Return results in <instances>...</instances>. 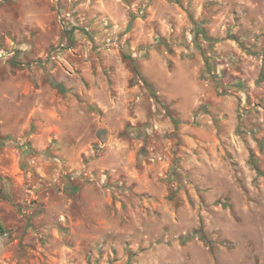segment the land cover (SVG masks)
I'll use <instances>...</instances> for the list:
<instances>
[{
  "label": "rangeland",
  "instance_id": "374dc122",
  "mask_svg": "<svg viewBox=\"0 0 264 264\" xmlns=\"http://www.w3.org/2000/svg\"><path fill=\"white\" fill-rule=\"evenodd\" d=\"M0 50V264H264V0H0Z\"/></svg>",
  "mask_w": 264,
  "mask_h": 264
},
{
  "label": "built area",
  "instance_id": "2783aa9c",
  "mask_svg": "<svg viewBox=\"0 0 264 264\" xmlns=\"http://www.w3.org/2000/svg\"><path fill=\"white\" fill-rule=\"evenodd\" d=\"M188 36V40L191 41L192 40V37L190 34L187 35ZM105 45L110 47V46H116V42H114L113 40H111L110 38H108L105 42ZM8 55V52H5L4 50H0V56H7ZM56 160V159H55Z\"/></svg>",
  "mask_w": 264,
  "mask_h": 264
}]
</instances>
